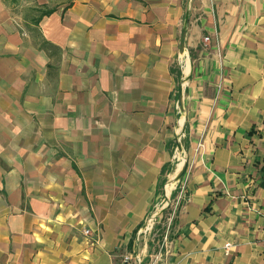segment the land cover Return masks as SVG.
<instances>
[{
	"label": "crops",
	"instance_id": "crops-1",
	"mask_svg": "<svg viewBox=\"0 0 264 264\" xmlns=\"http://www.w3.org/2000/svg\"><path fill=\"white\" fill-rule=\"evenodd\" d=\"M129 254L264 264V0H0V264Z\"/></svg>",
	"mask_w": 264,
	"mask_h": 264
},
{
	"label": "rangeland",
	"instance_id": "rangeland-1",
	"mask_svg": "<svg viewBox=\"0 0 264 264\" xmlns=\"http://www.w3.org/2000/svg\"><path fill=\"white\" fill-rule=\"evenodd\" d=\"M169 215L165 212L161 217H149V219L146 221V223L142 226L140 229L139 239H143V241L148 244L149 248L151 247L152 251L158 252L160 251V247L162 245V236L165 235L166 231L165 227L169 226ZM166 221V226H164V223ZM147 227V230L145 229ZM167 228V227H166ZM168 229V228H167ZM144 230V231H143ZM164 248V247H163ZM151 252V251H150ZM152 253V252H151ZM149 263H153V260Z\"/></svg>",
	"mask_w": 264,
	"mask_h": 264
},
{
	"label": "built area",
	"instance_id": "built-area-1",
	"mask_svg": "<svg viewBox=\"0 0 264 264\" xmlns=\"http://www.w3.org/2000/svg\"><path fill=\"white\" fill-rule=\"evenodd\" d=\"M205 41H208V38H205ZM146 230H147V227L145 228ZM144 231V230H143ZM140 233V232H139ZM85 234L86 235H88L89 234V231L88 230H85ZM163 242H167V235H165V236H163V239H162V245H161V247H160V251L159 252H161L162 251V249H163ZM229 245H227L226 247H228ZM123 262L126 264V263H132V264H142V260L141 259H139L136 255H133V254H129V255H127L125 258H124V260H123ZM149 264H154V263H149Z\"/></svg>",
	"mask_w": 264,
	"mask_h": 264
},
{
	"label": "trees",
	"instance_id": "trees-1",
	"mask_svg": "<svg viewBox=\"0 0 264 264\" xmlns=\"http://www.w3.org/2000/svg\"><path fill=\"white\" fill-rule=\"evenodd\" d=\"M53 11L52 10H47L43 12L42 16H49Z\"/></svg>",
	"mask_w": 264,
	"mask_h": 264
},
{
	"label": "bare ground",
	"instance_id": "bare-ground-1",
	"mask_svg": "<svg viewBox=\"0 0 264 264\" xmlns=\"http://www.w3.org/2000/svg\"><path fill=\"white\" fill-rule=\"evenodd\" d=\"M181 166H182V164L180 163V164L178 165V169L181 168ZM168 190H169V188H168Z\"/></svg>",
	"mask_w": 264,
	"mask_h": 264
}]
</instances>
